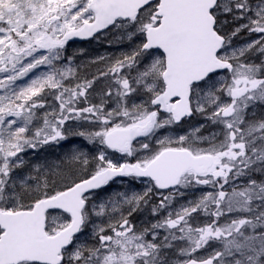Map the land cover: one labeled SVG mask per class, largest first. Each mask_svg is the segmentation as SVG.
Instances as JSON below:
<instances>
[{"label": "snow or ice", "instance_id": "snow-or-ice-1", "mask_svg": "<svg viewBox=\"0 0 264 264\" xmlns=\"http://www.w3.org/2000/svg\"><path fill=\"white\" fill-rule=\"evenodd\" d=\"M112 29L139 43L81 79L68 42ZM242 31L258 38L235 48ZM251 52L264 56V0H0V264H168L177 247L178 264H264V118L249 112L264 105V60ZM195 114L206 124L160 135ZM69 121L88 125L73 135L97 153L15 175L26 149L67 140ZM208 126L218 130L201 135ZM125 178L145 191L92 202ZM164 190L152 214L167 215L138 230L133 213ZM89 224L94 242H77Z\"/></svg>", "mask_w": 264, "mask_h": 264}, {"label": "trees", "instance_id": "trees-1", "mask_svg": "<svg viewBox=\"0 0 264 264\" xmlns=\"http://www.w3.org/2000/svg\"><path fill=\"white\" fill-rule=\"evenodd\" d=\"M115 39L113 36H111V30H107L106 34L101 36H97L91 41L83 42V43H68L66 47V53L67 56H72L74 60L73 67L77 68L78 75L81 79H84L85 77L87 79H92L93 76L97 75L98 69H103L105 65L102 67L100 64L105 63H92V61L96 60V58L101 56H118L117 50H110L107 46L108 44L112 43V40ZM111 42V43H110ZM136 44L133 45L135 47ZM74 47L78 48V50H75ZM75 50V51H73ZM108 84V80L106 79H100L94 84V92L93 97L98 98L99 93L104 90L106 91V85ZM47 103H51V105H58V103L54 100L53 96L49 95L47 96ZM94 102H98L97 100H94ZM38 115L42 116V111H38ZM42 122V121H41ZM78 123L76 121H69L66 124V132L67 135L69 132V129L67 128L70 123ZM82 123V122H79ZM83 124V123H82ZM79 146L82 147V150H85L84 152L88 153L89 157L92 155H95L98 151V148L94 144H88L87 141H85L82 137L72 139L65 142H60L59 145L51 144V145H45L43 148L38 150H31L22 153L21 156L23 160L25 161L24 166L21 169H18L15 173V175L20 176H35L36 173L33 171L34 167L36 165H41L47 169V167L52 166L56 163H59L60 161L64 160L67 153H69L73 148H78ZM79 149V148H78ZM81 150V149H80ZM44 173H41L43 175ZM188 191H191V189L184 192L183 197H180L179 195L175 196L173 198V201H186L189 197L187 196ZM166 196L170 195V192L165 193ZM194 197V196H192ZM161 198H158L154 196L153 192L150 194L149 197V203L146 206H142L145 210L146 214H143V216L138 215V212H135V216L132 215L131 222L136 226L138 230H143L146 227H150V225L156 220L161 219V217L164 215L161 213L160 216H153L152 214V207L154 205L159 204ZM144 212V213H145ZM147 215V216H146ZM150 218V221L148 220ZM161 237H163V234H161ZM149 238V236H148Z\"/></svg>", "mask_w": 264, "mask_h": 264}, {"label": "rangeland", "instance_id": "rangeland-1", "mask_svg": "<svg viewBox=\"0 0 264 264\" xmlns=\"http://www.w3.org/2000/svg\"><path fill=\"white\" fill-rule=\"evenodd\" d=\"M107 32V31H106ZM106 32L102 33L101 36L105 35ZM121 33L117 32L115 29L111 30V36H113L115 39L112 40L111 44H108V48L110 50H117L118 51V55L123 53V52H128L130 51L133 47L134 44L139 43V40H133V41H129L127 40V38L125 37L123 40H118V37H120ZM99 36V35H98ZM251 37H254L255 39H257V35L256 34H252ZM253 38V39H254ZM233 43V42H232ZM248 43H251V41H244L242 44L235 46L234 44H232L233 47L238 48L241 47L243 45H246ZM67 47V46H66ZM75 50H78V48L74 47ZM73 50V51H75ZM264 60V57H262L260 59ZM255 63H259V62H255ZM105 64H100V66L102 67ZM219 77H214L213 79H218ZM109 83V81H108ZM142 98H134V102L139 103L140 100ZM225 100V102H227L228 98L224 97L223 98ZM49 105H51V103H49ZM53 107H56L58 109V105H51ZM51 108L50 107H46L44 109H41L39 111H42V114L45 111H50ZM255 111L256 112V116L255 119H260V118H264V105H257L255 109H249V112ZM252 117H250L251 119ZM200 119H204L203 116L196 114L195 117H193L192 119L187 120L185 123L180 124L179 126H174L173 129L170 130H162L160 135H167V134H172V135H180V134H185L186 132L190 131L191 129H194L196 127H198L201 124H206L205 119L201 120L198 123V120ZM83 128H87L88 125L87 124H82V123H70L68 125V129L69 132L66 135L68 138L65 141H69L72 139H76V138H80L79 136L73 135L74 132L82 130ZM218 129L208 126L205 129H203L201 131V135H208L210 132L212 131H217ZM62 141V142H65ZM154 143V142H153ZM79 149H81V151H85L82 150V147L79 146ZM75 149V148H73ZM29 151L28 149L26 150V152ZM111 153V150H109ZM111 155L113 156L114 159L119 158L120 154L118 153H111ZM19 177H23L20 175H17ZM209 189L206 187H200L197 189H191V191H188L189 195H188V199L186 201H178L175 200L172 202V208L176 209L179 208L180 205L185 204L187 201L189 200H195L197 199L203 192L208 191ZM127 191L129 194H131L132 192H137V193H143L145 191V186L142 183L139 182H129L128 178H125L123 181L121 180H117L114 183H112L110 186L103 188L102 190L96 191L94 193L95 195V200L92 201L93 203H99L102 200H106L110 195H113L114 193L117 192H125ZM153 193L159 194V195H154L158 198H162L163 196H166V194H162L158 191H154ZM194 196V197H192ZM138 212V215L143 216V214H146L145 210L143 209V207L140 208V210L136 211ZM145 212V213H144ZM162 214H164L163 216L167 215V212H162ZM133 215L135 216V213H133ZM147 216V215H146ZM201 222L203 221V217H199ZM148 220L150 221V218H148ZM103 221L100 218H93V223H102ZM137 227V225H136ZM148 238V237H147ZM162 238V237H161ZM151 239V236L149 235V238ZM80 243H87L89 245H91L94 241H93V237H92V224H89L88 227L79 235L78 237V241ZM183 246V245H180ZM212 251V248H207L205 250H201L199 253H197L198 255H202V256H206L208 255V253H210ZM178 253V247L173 249L172 251L167 253V258H168V264H178L179 259H181L180 257H178L177 255Z\"/></svg>", "mask_w": 264, "mask_h": 264}, {"label": "flooded vegetation", "instance_id": "flooded-vegetation-1", "mask_svg": "<svg viewBox=\"0 0 264 264\" xmlns=\"http://www.w3.org/2000/svg\"><path fill=\"white\" fill-rule=\"evenodd\" d=\"M222 19H229L230 20L231 18L230 17H224ZM237 26H238L237 24H232V23H229V24L225 25L224 26L225 34H230L234 30V28L237 27ZM251 36H252V34L250 35L247 31H242L236 37H233V39H232L233 43L232 44H234L235 46H238V45L242 44L244 41H253V40H255V38L251 37ZM262 57H264V56L260 55L258 52H251V53L246 54V56L243 59L246 60V61H249V62H260V59ZM224 74H225V72H220V73H218V76H216V77L222 76ZM195 115H193L190 118H186L183 123H185L189 119H192L193 117H195ZM201 120H204V119L198 120V123ZM129 159H131V158H129ZM158 192H160L162 194H165L166 192H169V191L166 190V191H158ZM153 194L154 195H159V194H156V193H153ZM188 195H189V193L187 194V196Z\"/></svg>", "mask_w": 264, "mask_h": 264}, {"label": "water", "instance_id": "water-1", "mask_svg": "<svg viewBox=\"0 0 264 264\" xmlns=\"http://www.w3.org/2000/svg\"><path fill=\"white\" fill-rule=\"evenodd\" d=\"M103 32H105V31H102L100 34H102ZM99 34V35H100ZM92 39H94V38H89V39H80V38H73L71 41H69V42H78V43H81V42H87V41H90V40H92ZM164 191H166V190H164ZM53 211H55V210H53Z\"/></svg>", "mask_w": 264, "mask_h": 264}]
</instances>
